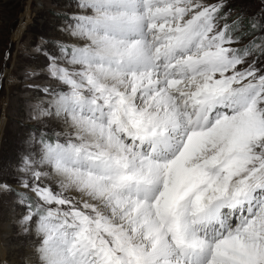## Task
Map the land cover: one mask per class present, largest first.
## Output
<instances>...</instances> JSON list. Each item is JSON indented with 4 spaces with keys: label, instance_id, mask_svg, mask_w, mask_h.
Wrapping results in <instances>:
<instances>
[{
    "label": "snow or ice",
    "instance_id": "obj_1",
    "mask_svg": "<svg viewBox=\"0 0 264 264\" xmlns=\"http://www.w3.org/2000/svg\"><path fill=\"white\" fill-rule=\"evenodd\" d=\"M76 3L0 184L41 264H264V36L242 43L264 23L224 0Z\"/></svg>",
    "mask_w": 264,
    "mask_h": 264
},
{
    "label": "rangeland",
    "instance_id": "obj_2",
    "mask_svg": "<svg viewBox=\"0 0 264 264\" xmlns=\"http://www.w3.org/2000/svg\"><path fill=\"white\" fill-rule=\"evenodd\" d=\"M224 2L246 31L250 21L264 23V0ZM78 11L76 0H0V184L16 186L21 158L35 147L29 144L38 128L34 106L44 99L36 86L49 83L44 53L57 42H75L64 28ZM261 36L258 30L242 43ZM23 212L12 192L0 190V264H32L39 254L34 230L20 223Z\"/></svg>",
    "mask_w": 264,
    "mask_h": 264
},
{
    "label": "bare ground",
    "instance_id": "obj_3",
    "mask_svg": "<svg viewBox=\"0 0 264 264\" xmlns=\"http://www.w3.org/2000/svg\"><path fill=\"white\" fill-rule=\"evenodd\" d=\"M34 240L37 242V240H40V237L38 235L35 234V238ZM34 264H41V259H40V254H38L36 257H35V260L33 262ZM32 263V264H33Z\"/></svg>",
    "mask_w": 264,
    "mask_h": 264
}]
</instances>
